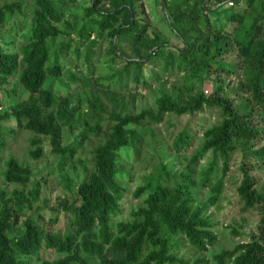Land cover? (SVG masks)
<instances>
[{"label": "trees", "instance_id": "1", "mask_svg": "<svg viewBox=\"0 0 264 264\" xmlns=\"http://www.w3.org/2000/svg\"><path fill=\"white\" fill-rule=\"evenodd\" d=\"M205 1H166V22L173 36L184 45L173 50L158 33L148 36L150 19L142 0H91L86 17L95 20L94 26L101 33L110 31L115 39L111 53L116 57L125 54L116 41L129 42L134 56H124L126 70L134 67L137 82L143 80V85H148L144 79L145 66L158 55L164 56L166 69L177 63L179 69L194 78L209 80L214 70L212 91L194 95L189 103L163 93L157 99L156 114L151 110L133 114L114 109L108 137L92 151L91 173L75 192L58 198L57 206L52 208L50 228L40 226L28 216L29 209L41 198L39 187L28 193L15 190L9 198L1 190L0 264H32L34 259L35 264H187L177 256L178 244L171 238L183 236L201 253L216 243L214 225L204 213L208 206L219 201L224 183L219 179L211 186L212 178L217 180L220 171L224 177L232 156L239 151L242 181L237 193L245 210L258 208L260 220L248 242L233 250H223L213 260L216 264H264V0L261 13L249 21L245 11H235L234 6L245 3V9H249L258 0H228L230 7L225 10L218 6L226 0H218L213 8L204 6ZM77 2L33 0L35 10L25 35L27 45L20 53L0 48V85L14 77L27 92V97L2 118H13L20 127L33 132L36 137L31 143L36 149L31 156L35 161L44 152L39 137L49 138L52 154L60 158V168L76 156L81 144L76 141L70 146L62 145V128L75 126L76 111L69 97L58 100L54 94L53 83L62 69L57 63H50L49 41L60 35L71 36L59 25L65 20L66 6ZM20 10L19 2L0 5V34ZM222 16L225 21L219 23ZM226 22L239 28L230 43L227 36L233 33L223 30ZM93 30L92 25L82 26L81 43L90 39ZM230 45L239 60L234 64L218 62L230 51ZM221 73L232 75L234 81H224ZM92 107L104 110L98 98ZM206 108L220 110L222 117L219 124L204 131L201 148L191 160L195 165L208 153L214 155L201 178L202 186L211 187L207 204H199L194 192L197 184L191 177L183 176L169 186L161 172L148 177L135 190L133 197L142 199V204L131 212V218L115 222L125 191L119 181V158L139 141L137 127L144 122L158 124L166 114L183 116ZM100 130L97 125L91 133ZM80 138L79 141L85 142L90 134L82 133ZM190 143L188 134L175 140L177 148ZM3 176L7 183L23 186L29 185L34 177L30 166L13 157L6 162ZM60 220L63 226L56 229Z\"/></svg>", "mask_w": 264, "mask_h": 264}, {"label": "rangeland", "instance_id": "2", "mask_svg": "<svg viewBox=\"0 0 264 264\" xmlns=\"http://www.w3.org/2000/svg\"><path fill=\"white\" fill-rule=\"evenodd\" d=\"M142 1L150 19L148 36L152 37L156 32L169 42L173 50L183 48V42L173 36L166 22L163 0ZM11 2L21 3V12L2 28L0 48L5 52L20 53L27 45L25 35L31 26L35 6L33 0H0V5ZM228 2L226 0L218 8L227 9L230 7ZM217 3L218 0H206L204 6L213 8ZM90 5L91 0H78L77 3L66 6L65 20L59 26L71 36L60 35L49 41L50 63H57L62 69L53 83L54 94L58 100L69 97L70 104L76 111L75 126L62 128L63 146H70L76 141L81 144L73 159L60 168V158L51 152L50 139L43 136L39 138L42 140L44 152L39 160L35 161L32 158L31 152L36 147L31 141L36 136L33 132L20 127L13 118H2L3 114L10 112L17 102L27 97V92L14 77L9 79L8 83L0 85V191L4 190L9 198L15 190L28 193L39 187L41 198L29 209L28 216L44 228L47 226L50 228L49 221L54 216L52 208L57 206L58 198L75 192L91 173L92 151L108 137L111 126L110 114L114 109L133 114L151 110L156 114L157 99L163 93L189 103L191 97L198 93H210L212 79L216 78L214 70L209 80L191 77L188 71L179 69L177 63L173 65L174 68L166 69L164 56L156 55L155 59L145 66L144 79L148 81V85H143V80L137 82L134 79V67L126 70L127 60L124 56H134L129 42L116 41L125 54L120 57L113 55L111 44L115 39L111 37L110 31L101 33L94 26L95 20H90L85 15V10ZM261 8L262 0H258L255 6L249 9H245V3L234 6L235 11H245L246 21L261 13ZM220 9L222 11V8ZM210 18L215 21L213 16ZM223 21L225 19L222 16L219 23ZM85 24L92 25L94 30L90 34V39L81 43L79 32ZM224 25V31L233 33L227 36L229 43L233 42L239 28L227 22ZM231 48L233 46L230 45V51L217 61L236 63L239 60L238 54ZM221 77L226 82L234 81L232 75L221 73ZM96 98L100 99L103 111L92 107V103L96 104ZM221 121L220 110L206 108L200 113L183 116L166 114L163 121L158 124L144 122L142 126L137 127L139 141L133 148L124 151L119 158L121 170L119 181L125 191L121 201V212L115 222L131 218V212L142 204V199L133 197L135 190L142 186L148 177H156L161 172L165 184L169 186L183 176L191 177L197 184L194 192L199 204H207L211 196V187L202 186L201 178L214 155L212 152L208 153L195 165L191 160L201 148L204 131ZM97 125H100V132L92 134L91 129ZM82 133L90 134V138L85 142L79 141ZM181 134L190 135L191 143L177 148L175 140ZM11 157L17 159L20 164L32 168L34 177L29 185L10 184L5 181L3 173L6 170V162ZM241 162L242 154L239 151L232 156L227 174L222 177L220 171L217 180L215 177L212 178L211 186L219 179L224 183L219 201L214 206H208L204 213L214 225L212 231L217 237L216 243L210 246L206 253H201L183 236L171 238L174 244H178L177 256L184 259L187 264H216L213 260L214 255L223 250H233L238 244L248 242L255 231L260 220V212L258 208L245 210L244 203L237 193L242 181ZM62 226L63 221L60 220L56 229ZM31 263L35 264L37 261L34 259Z\"/></svg>", "mask_w": 264, "mask_h": 264}, {"label": "water", "instance_id": "3", "mask_svg": "<svg viewBox=\"0 0 264 264\" xmlns=\"http://www.w3.org/2000/svg\"><path fill=\"white\" fill-rule=\"evenodd\" d=\"M166 1H167V0H163L164 5H165ZM164 9H165V11H166V6H164Z\"/></svg>", "mask_w": 264, "mask_h": 264}, {"label": "built area", "instance_id": "4", "mask_svg": "<svg viewBox=\"0 0 264 264\" xmlns=\"http://www.w3.org/2000/svg\"><path fill=\"white\" fill-rule=\"evenodd\" d=\"M230 5H233V3H230Z\"/></svg>", "mask_w": 264, "mask_h": 264}]
</instances>
